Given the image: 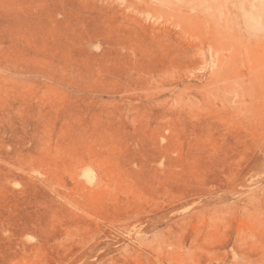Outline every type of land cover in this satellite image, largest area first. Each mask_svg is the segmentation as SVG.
<instances>
[{
    "label": "rangeland",
    "instance_id": "rangeland-1",
    "mask_svg": "<svg viewBox=\"0 0 264 264\" xmlns=\"http://www.w3.org/2000/svg\"><path fill=\"white\" fill-rule=\"evenodd\" d=\"M0 264H264V0H0Z\"/></svg>",
    "mask_w": 264,
    "mask_h": 264
}]
</instances>
